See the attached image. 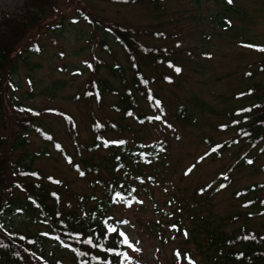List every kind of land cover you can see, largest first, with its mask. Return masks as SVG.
I'll list each match as a JSON object with an SVG mask.
<instances>
[{"label":"rangeland","instance_id":"obj_1","mask_svg":"<svg viewBox=\"0 0 264 264\" xmlns=\"http://www.w3.org/2000/svg\"><path fill=\"white\" fill-rule=\"evenodd\" d=\"M139 1L114 4L101 0H53L55 11L28 32L16 50L22 51L31 42L40 46V53L28 55L26 64L18 60L10 76L11 85L2 93L4 131L0 129V133L7 132L11 101L36 112L34 123L51 134L60 149H53L50 143L28 131L27 144L12 152L11 161L55 178L61 186L49 187L57 190L60 198L88 193L89 180L98 174L106 175V168L99 167L94 175L81 162L86 159L109 167L108 151L86 149L94 138V123L110 121L126 128L121 133L105 132L103 137L109 141L125 138L129 142L137 139L147 146L157 145L164 158L156 162L159 164L141 169L143 181L136 196L139 204L118 207L112 213L121 220L123 238L133 246L127 248L126 264H198L197 252L188 240L191 224L187 216L191 212L198 218L209 217L213 223L216 218L230 216L231 220L222 227L224 231L243 226L264 233V215L245 219L247 209L240 206L254 193L233 196L234 191L255 183L262 185L256 195H264V152L257 153L256 148L238 143L220 150L216 157L208 154L196 161L207 149L205 140L218 142L233 136V129L219 127L228 122L227 114L259 98L236 94L254 88L253 93L264 95V55L246 47L264 46V0H164L157 1V11ZM22 3L23 0H0V14L18 15ZM81 10L112 26L132 29L142 45L161 51V58L153 64L145 58L136 60L142 75L150 79L151 93L161 101L160 109L154 112L135 93L130 84L131 66L124 53L101 29L94 30L79 21ZM23 54L21 57H25ZM92 57L97 67L93 76L88 73ZM107 67L114 69L112 75ZM91 78L95 82L105 80L116 94L105 93L97 101L83 98ZM125 90H130L137 100L128 117L113 106L118 93H126ZM181 108L188 115L186 122L178 117ZM135 114L153 119L138 122ZM37 152L42 154L36 155ZM62 153L69 155L85 175L80 177L72 170ZM243 159L251 163L244 165ZM15 167L18 168L16 164ZM218 175H227L229 183L211 195L208 202L194 194L213 179L219 182ZM16 189L13 196L22 200L24 193ZM94 194L100 195L98 186ZM67 202L72 204L71 199ZM4 224L27 235L43 232L29 221L26 213L8 214ZM44 249L63 262H70L66 250L50 242L44 244Z\"/></svg>","mask_w":264,"mask_h":264},{"label":"trees","instance_id":"obj_2","mask_svg":"<svg viewBox=\"0 0 264 264\" xmlns=\"http://www.w3.org/2000/svg\"><path fill=\"white\" fill-rule=\"evenodd\" d=\"M101 1L114 4L135 3V0ZM157 1L164 0H140L139 3L152 11H157L160 9ZM213 1L216 2V0ZM54 11L53 0H23L18 15L0 14V129L2 130L4 129L2 93H6V89L11 85L10 76L15 72L18 60L26 64L28 55L36 56L40 53V46L36 42H31L22 51L16 52V50L28 32L31 33L48 14ZM78 14L79 21H83L94 30L101 29L105 37L110 36L113 39L131 66L130 84L134 87L135 93L145 100L154 112L160 109L161 101L151 93L150 79L142 75L136 60L145 58L153 64L161 58V51L142 45L136 39V33L132 29L104 23L102 19L82 10ZM246 47H252L264 55L263 45L246 44ZM22 53H25L23 54L25 57H21ZM96 68L94 57H92L88 64V73L93 76ZM107 70L111 75L114 73L111 67H107ZM125 91L126 93H118L113 106L116 112L128 117L137 105V100L130 90ZM114 92L116 91L110 89L105 80L95 82L91 78L82 96L83 98L93 97L97 101L101 95L116 94ZM253 92L254 88L242 94H236V96L256 95L259 98L227 114L228 122L219 127L233 129V136L218 142L205 140L207 149L197 158V162L208 154L216 157L220 150L238 143L248 146L249 149L256 148L257 153L264 152V95ZM11 103L7 116L12 120L5 117L8 120V129L7 132L0 133V264H126L129 261V255L127 244L120 231L121 220L115 219L112 213L116 212L118 207L124 209L131 204H139L136 196L139 193L138 186L143 181L141 169L152 164H159L164 158L161 149L155 144L149 146L141 144L137 139H132V142L125 138L109 141L103 137L105 132L121 133L126 128L110 121L104 122L105 124L94 123L92 128L94 138L86 149L93 151L101 148L108 151L109 167L107 168L104 164L98 166L96 163L87 162L86 159H81V162L85 170L94 175H97L99 167L106 168V175L101 177L98 174L94 179H90L87 185L90 190L88 193H71L68 198H60L57 190L49 187L53 184L61 186L55 178L30 170L23 163L11 161L12 152L27 144L28 131L34 132L50 143L53 149H60L59 142L34 123L35 111L21 104L12 101ZM198 106L201 108L203 103ZM179 113L178 117L182 121H188V115H185L183 108ZM134 119L138 122L151 121L153 117L135 114ZM62 158L80 177L85 175V172L80 170L69 155L62 153ZM157 161L159 163H156ZM242 162L244 165L249 164V161L244 159ZM261 171H264V164L261 166ZM218 176L219 182L213 179L208 184L197 188L194 194L203 196V201L208 202L211 195L229 183L227 175ZM97 186L100 190L98 196L94 194ZM261 186L255 183L233 192L234 197H246L254 193L240 202V206L247 209L245 219L264 215V195H260L261 193L256 195ZM15 188L24 193L22 200L13 196L12 191ZM67 199H71L72 204L67 202ZM11 213H26L29 221L41 227L43 232L35 231L34 234L27 235L6 226L4 217ZM229 217L216 218L217 222L213 223L209 217L198 218L195 212L187 216L191 224L188 240L193 244L196 255L199 257L196 263L264 264V233H258L243 226L224 231L222 227L226 225V221L231 220ZM178 221L179 218L176 217L175 223ZM47 242L66 250L70 262H63L54 257L52 251H46L44 244Z\"/></svg>","mask_w":264,"mask_h":264},{"label":"snow or ice","instance_id":"obj_3","mask_svg":"<svg viewBox=\"0 0 264 264\" xmlns=\"http://www.w3.org/2000/svg\"><path fill=\"white\" fill-rule=\"evenodd\" d=\"M229 2H231V0H229ZM262 50H264V49H262ZM176 71L179 72L180 69L177 68ZM156 119H159V117H156ZM249 163H251V161H249ZM124 242H125V244L128 245V247H130V248L133 247L130 243H128L127 238H125V241H124ZM134 250H135V249H134Z\"/></svg>","mask_w":264,"mask_h":264}]
</instances>
